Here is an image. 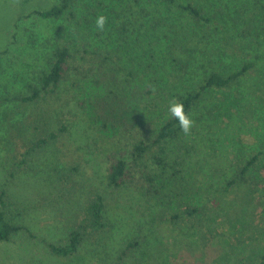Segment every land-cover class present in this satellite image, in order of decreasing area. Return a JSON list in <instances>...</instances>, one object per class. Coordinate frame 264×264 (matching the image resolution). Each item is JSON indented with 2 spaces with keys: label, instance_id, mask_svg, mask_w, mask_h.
<instances>
[{
  "label": "rangeland",
  "instance_id": "1",
  "mask_svg": "<svg viewBox=\"0 0 264 264\" xmlns=\"http://www.w3.org/2000/svg\"><path fill=\"white\" fill-rule=\"evenodd\" d=\"M58 1L0 0V192H4L2 197L8 221L23 226L8 240L0 239V264H111L126 243L135 239L140 244L127 252L121 264H236L241 257L250 259L259 254L264 248L259 237L263 231V217L257 207V195L249 190L252 188H245L241 197L234 194L241 205L233 209L236 212L227 215V211L206 210L209 211L207 215L199 213L189 218L192 220L187 221L184 230L176 231L167 217L160 218L159 214L168 204L173 210L186 202L196 204L204 192L222 187L246 158L258 150L262 154L250 171L253 178L247 186L264 184V36L250 46L240 42L235 28H221L219 36L228 39L230 36L232 48L226 46L220 56L213 55L214 64L223 69H235L242 60H253L255 73L243 78L229 91H215L208 96L209 99L192 112V124L184 137L168 143L167 158L170 163H181L178 168L182 171L180 178L177 176L167 184L175 191L170 194L171 202L160 203L155 198L140 196L135 180L119 188L108 186L106 168L110 151L122 150L129 160L133 143L139 138H152L170 116L175 89L169 86L166 50L152 44L147 46L142 39L141 44H145L148 51L136 50L131 33L137 27L127 25L124 37L119 35L117 27L130 16H136L135 22H144L145 18L136 14L140 6L134 0L121 3L80 0L74 10L82 23L72 18L43 19L34 13L48 9ZM175 1L196 4L213 18L221 12L225 17L237 9L255 7L252 0ZM92 5L95 7H89ZM89 8L111 17L113 24L105 25L101 40L94 37L95 19L89 25L85 22V18L91 16V13L88 16ZM214 37L219 41L223 38H218L215 33ZM56 40L78 47L92 42L122 52L125 65L137 68L141 78L137 83L145 105L142 131L111 134L103 132L94 123L81 124L84 122L78 118L85 113L82 101L98 93L100 88L89 77H83L81 73L73 75L72 71L62 82L68 92L64 97L66 106L59 115L60 118L65 115L64 121L70 124L77 121V131L74 129L71 136L67 132L60 134L37 151L24 154L45 130L42 124L38 130L23 126L22 117L17 115V99L19 95H25L26 84L31 79L29 65L34 71L40 69L46 54L45 45ZM151 54H155L161 63L150 64ZM85 56L88 54L76 53L73 67H88ZM202 71L197 65L194 67V75ZM149 88L151 92L147 93ZM205 105L214 111L212 116L216 119L201 116L206 110ZM75 166L77 170L72 169ZM97 194L104 197L106 212L103 220L110 224L86 237L73 254L62 256L53 252L50 245L62 246L68 242L71 228L91 197ZM200 220L217 228L218 235H228L230 246L225 251L202 253L199 232L191 233L195 229L189 228L191 223L198 225Z\"/></svg>",
  "mask_w": 264,
  "mask_h": 264
},
{
  "label": "trees",
  "instance_id": "2",
  "mask_svg": "<svg viewBox=\"0 0 264 264\" xmlns=\"http://www.w3.org/2000/svg\"><path fill=\"white\" fill-rule=\"evenodd\" d=\"M123 1L125 0H113L115 3ZM134 1L140 6L136 14H141L145 18L144 22H135L136 16L133 18L130 16V19L125 21L126 24L122 23L117 27L118 33L123 36L127 31V25L137 27L131 33L134 47L137 46L136 50L148 51L145 49V44H141L142 42H146L147 46L154 45L155 48L160 47L162 50H166V60L169 62L167 69L169 86L175 89L172 97L173 104H183L184 111L189 118L194 109L207 101L208 96H211L212 93L229 91L237 86L243 78L255 73L256 65L253 60H242L235 69H223L221 65L214 64L212 56H220L222 48L226 46L232 48L230 36H227L230 40L225 38L226 36H219L221 28L225 30L235 28L237 30L235 35L239 36L240 42L250 46L254 41L264 36L262 0H252L255 7L251 9L240 8L225 17L221 12L214 18L205 14L200 6L189 2L177 3L175 0H153V3L151 0ZM80 2V0H59L50 8L36 10L34 13L43 19L64 18L69 20L72 18L76 22L82 23L74 10ZM92 8H89L88 13V16L90 13L91 16L85 18L88 25L92 24L98 15H101L100 11ZM246 13H249L248 17H246ZM103 15L107 17L105 25H112L111 17H108L107 13ZM210 24H214L213 28ZM141 27L143 28L141 29ZM104 30L96 28L94 37L99 40ZM157 33L158 35H156ZM214 33L218 35V38H223L220 41L215 39ZM160 34L162 37L159 38ZM45 46H47L46 54H44L41 68L34 71L33 66L29 65L31 79L26 84L25 95H19L17 99L19 101L17 115L22 117L23 126L38 130L42 124L45 130L44 135L25 151V155L28 152L37 151L52 140H56L60 134L65 135L64 133L67 132L69 136L73 135V130L77 128V121H72L70 124L64 121L65 115L62 118L59 115L62 108L66 106L64 97L68 92L62 82L70 77L72 71H74L73 75L81 73L83 77H89L92 83L100 88L98 93L86 98V101H82L81 105L85 113L80 114V118H78L84 122L81 124L94 123L103 132L111 134L117 131L140 132L144 129L142 109L145 105L142 101L143 92L137 83V79L140 77H138L137 68L125 65L122 52L92 42L84 43L83 46L78 47L71 42L64 43L56 40ZM79 52L88 54L84 57L88 67L85 65L73 67L75 54ZM148 60L150 64L161 63L155 58V54H151ZM196 65L203 70L201 74L194 75ZM146 92L150 93L151 89L149 88ZM256 95L258 96L257 92ZM66 104H68V100ZM204 107L206 110L201 116L216 119L212 116L214 111L208 109L209 106L205 105ZM18 117L15 118L18 120ZM75 130L77 131V129ZM156 131L152 138H139L133 143L128 153L129 160L126 159L125 152L122 150L110 151L107 154L106 181L108 186L119 188L129 181L135 180L139 187V194L144 199L155 198L154 200L160 203L168 204L171 202L170 194L175 191H172L167 184L177 176L180 178L179 174L182 171L178 168L181 163L178 161L169 162L167 158L169 155L168 143L184 137L185 132L171 113ZM64 138L66 139V136ZM261 154L260 150L252 152L222 187L204 192L196 204L186 202L177 210H173L168 204L167 208L161 210L160 218L166 216L167 221L176 231L184 230L187 221L192 220L189 218L199 213L207 215L209 211L206 212V210L227 211V215L236 212L233 209L241 205L234 194L235 196L239 194L241 197L245 188H252L249 190L257 195V207L263 217V231L259 237L264 242V184L260 185L259 182L260 187L253 184L247 186L253 178L250 171L256 167ZM15 163L18 164L17 161ZM72 169L77 170L78 167L75 166ZM3 193L0 192V239L8 240L11 235L23 229V226L12 224L6 218ZM178 195L179 193H177ZM104 202V197L101 194L92 196L83 209L78 222L71 228L68 242L62 246L51 244V250L62 256L73 254L77 252L86 237L109 225L107 220H103L106 212ZM203 222L200 220L198 225L191 223L193 225L189 227L195 229H192L191 233L199 232L198 242L203 249L202 253L213 254L215 251L220 250L221 253L225 251L226 247L230 246L228 235H218L217 228H213L209 222L205 224ZM139 244V240L136 239L128 241L111 264H121L127 252ZM236 262V264H264V248L254 257L250 259L241 257Z\"/></svg>",
  "mask_w": 264,
  "mask_h": 264
},
{
  "label": "clouds",
  "instance_id": "3",
  "mask_svg": "<svg viewBox=\"0 0 264 264\" xmlns=\"http://www.w3.org/2000/svg\"><path fill=\"white\" fill-rule=\"evenodd\" d=\"M106 22H107L106 16L98 15L95 19V26L97 29L102 31L105 27ZM169 112L171 113L172 116H174L178 120L181 129L185 133H187L191 127L192 121L185 113L183 104L174 103L170 105Z\"/></svg>",
  "mask_w": 264,
  "mask_h": 264
}]
</instances>
